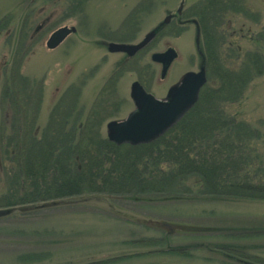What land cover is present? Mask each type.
<instances>
[{
    "label": "rangeland",
    "instance_id": "rangeland-1",
    "mask_svg": "<svg viewBox=\"0 0 264 264\" xmlns=\"http://www.w3.org/2000/svg\"><path fill=\"white\" fill-rule=\"evenodd\" d=\"M205 2L89 0L73 14L69 5L57 0H0V131L13 118L9 99L19 93L22 113H27L39 137L57 108L70 106L74 126L85 124L102 104L105 110L97 128L107 139V124L124 120L135 110L130 96L133 82L139 81L162 100L186 73L199 71L204 35L198 30ZM181 3L185 23L161 26L137 56L129 59L108 52L110 42L141 41L176 14ZM213 4L222 10L214 12L216 20L210 19L220 52L230 57L257 52L264 60V0ZM241 7L244 10L234 11ZM225 8L229 11L223 12ZM64 26L77 31L49 50L47 40ZM168 48L175 49L178 57L162 79V66L151 55ZM227 110L264 135V75L250 83L242 102ZM260 154L264 158V146ZM1 156L0 150V207H4L12 190L5 174L11 165L2 164ZM170 195L117 196L109 205L121 215L104 204H83L2 218L0 264H264V200Z\"/></svg>",
    "mask_w": 264,
    "mask_h": 264
},
{
    "label": "trees",
    "instance_id": "trees-1",
    "mask_svg": "<svg viewBox=\"0 0 264 264\" xmlns=\"http://www.w3.org/2000/svg\"><path fill=\"white\" fill-rule=\"evenodd\" d=\"M88 1L57 0V4L69 5L74 14L82 11ZM215 1L206 0L199 22L208 83L194 107L150 143L118 146L103 138L97 128L105 110L102 104L85 124L74 126L70 106L57 108L39 137L32 131L27 113H22L19 93L9 99L14 113L0 131V150L2 164L11 165V172L5 174L12 190L3 206L85 193H173L176 199L196 193L212 199L264 200V158L260 154L264 135L227 110L242 102L250 83L264 75V60L257 52L234 57L220 52L210 21L216 20L214 12H222L217 10L221 6L213 4ZM240 10L244 9L234 11ZM214 78L217 83L213 84Z\"/></svg>",
    "mask_w": 264,
    "mask_h": 264
},
{
    "label": "water",
    "instance_id": "water-1",
    "mask_svg": "<svg viewBox=\"0 0 264 264\" xmlns=\"http://www.w3.org/2000/svg\"><path fill=\"white\" fill-rule=\"evenodd\" d=\"M183 9L180 5L179 12ZM171 16H168L161 26L168 24ZM159 28V27H158ZM158 28L153 29L145 35L138 43H116L107 44L109 53L125 54L128 58L135 57L140 51L144 50L157 36ZM75 27L64 26L54 31L47 40L46 47L49 50L57 49L64 41L75 34ZM178 53L173 48H168L164 52L153 53L151 60L162 65L161 78L164 79L172 63L177 59ZM207 84V74L204 66L198 72L186 73L179 83L172 86L163 100L157 99L154 95L147 92L139 81L131 85V99L135 104L132 111L124 120L110 121L107 128V138L110 142L120 146L130 144L133 146L150 143L166 131L173 127L199 99L202 88ZM118 198L111 195H82L70 198L50 200L17 207L0 208V219L16 214L47 210L57 207L104 204L107 210L116 215H121L111 205L110 200ZM162 223L161 228H163ZM166 226V225H165Z\"/></svg>",
    "mask_w": 264,
    "mask_h": 264
},
{
    "label": "flooded vegetation",
    "instance_id": "flooded-vegetation-1",
    "mask_svg": "<svg viewBox=\"0 0 264 264\" xmlns=\"http://www.w3.org/2000/svg\"><path fill=\"white\" fill-rule=\"evenodd\" d=\"M182 15H183V11L179 12V10L177 11L176 14H170V16H171V20L170 21H178V23L180 25H183L185 23V21H183V19H182L183 16ZM198 43H199V41H198ZM198 53H199L200 58L203 60V54L200 51V48L198 50Z\"/></svg>",
    "mask_w": 264,
    "mask_h": 264
}]
</instances>
